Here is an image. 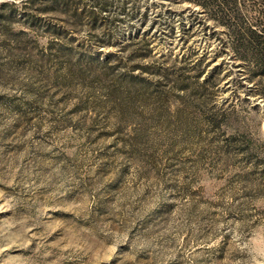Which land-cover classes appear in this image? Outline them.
<instances>
[{
	"label": "rangeland",
	"instance_id": "rangeland-1",
	"mask_svg": "<svg viewBox=\"0 0 264 264\" xmlns=\"http://www.w3.org/2000/svg\"><path fill=\"white\" fill-rule=\"evenodd\" d=\"M75 3L0 0V264H264V75L185 0Z\"/></svg>",
	"mask_w": 264,
	"mask_h": 264
},
{
	"label": "trees",
	"instance_id": "trees-1",
	"mask_svg": "<svg viewBox=\"0 0 264 264\" xmlns=\"http://www.w3.org/2000/svg\"><path fill=\"white\" fill-rule=\"evenodd\" d=\"M38 1V0H33ZM51 7L63 6L70 8L75 5V0H42ZM199 6L207 19L224 29L226 36L224 44H228L233 60L251 65L259 69L257 75H264V28L251 17L253 6L248 0H185ZM95 10H87L85 14L91 20L98 19L106 11L107 3L97 2ZM47 12L49 10H43ZM51 11V9H50ZM260 16L264 10L259 9Z\"/></svg>",
	"mask_w": 264,
	"mask_h": 264
}]
</instances>
